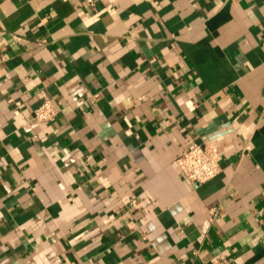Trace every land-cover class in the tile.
Returning <instances> with one entry per match:
<instances>
[{"label": "crops", "instance_id": "0c3cea01", "mask_svg": "<svg viewBox=\"0 0 264 264\" xmlns=\"http://www.w3.org/2000/svg\"><path fill=\"white\" fill-rule=\"evenodd\" d=\"M0 264H264V0H0Z\"/></svg>", "mask_w": 264, "mask_h": 264}, {"label": "built area", "instance_id": "2783aa9c", "mask_svg": "<svg viewBox=\"0 0 264 264\" xmlns=\"http://www.w3.org/2000/svg\"><path fill=\"white\" fill-rule=\"evenodd\" d=\"M59 113V106L50 99H45L35 110L34 117L42 123L54 120ZM176 165L183 177L193 184H202L217 177L223 170L219 150L211 143L193 142L175 158ZM212 217L222 214L220 207H212Z\"/></svg>", "mask_w": 264, "mask_h": 264}]
</instances>
